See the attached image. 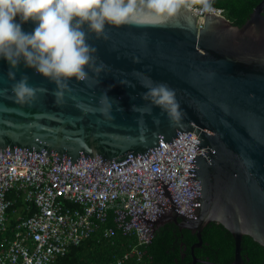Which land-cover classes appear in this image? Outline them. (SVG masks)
<instances>
[{"label": "water", "instance_id": "obj_1", "mask_svg": "<svg viewBox=\"0 0 264 264\" xmlns=\"http://www.w3.org/2000/svg\"><path fill=\"white\" fill-rule=\"evenodd\" d=\"M107 33V39L89 37L105 66L98 82L74 83L61 104L52 95L55 85L23 67L17 79L26 74L30 84L49 91L30 106L17 103L9 66L0 61L2 153L26 161L51 157L59 167L82 166L97 155L114 172L151 160L191 132L198 139L190 151L204 152L189 154L184 213L172 182L153 176L154 211L133 212V227H144L149 237L167 223L191 231L197 264L203 230L217 223L235 241L230 264H246L244 236L264 248V0L241 27L221 14L205 15L199 27L191 10L157 26L110 27ZM134 71L175 91L179 122L141 98L143 77ZM105 92L113 102L111 118L80 107L94 106ZM149 107L151 114L142 115Z\"/></svg>", "mask_w": 264, "mask_h": 264}, {"label": "built area", "instance_id": "obj_2", "mask_svg": "<svg viewBox=\"0 0 264 264\" xmlns=\"http://www.w3.org/2000/svg\"><path fill=\"white\" fill-rule=\"evenodd\" d=\"M212 8L211 12H203L195 6L199 27L205 15H223V10ZM196 139L188 132L151 160L114 172L100 163L97 155L82 166L59 167L51 157L26 161L4 155L0 149V230L6 227L8 211L16 203L9 198L10 193L23 198L28 204L27 212L33 211L18 223L14 237L5 240L0 264H54L71 247L90 238L98 223L106 222L111 212L116 229H107L106 237L113 236L116 230L135 236L139 246L151 244L155 234L149 237L144 227H133V212L152 214L157 193L150 183L153 176H158L172 182L178 209L184 213L189 154L198 156L204 152L190 151ZM135 252L136 249L132 253ZM129 256L126 254L117 264Z\"/></svg>", "mask_w": 264, "mask_h": 264}, {"label": "clouds", "instance_id": "obj_3", "mask_svg": "<svg viewBox=\"0 0 264 264\" xmlns=\"http://www.w3.org/2000/svg\"><path fill=\"white\" fill-rule=\"evenodd\" d=\"M199 5L211 12L212 0H0V61L9 66L8 78L16 102L32 105L49 90L33 86L21 67L34 71L55 85L57 104L66 101L74 83L97 81L105 66L98 63L97 49L89 37L107 39L108 28L157 26ZM30 28L26 27L29 26ZM146 91L142 99L158 107L172 122L182 119L175 91L134 71ZM134 86L131 81H122ZM81 108L111 118L112 98L102 93L94 106ZM119 110V109H117ZM137 110V109H134ZM141 114H151V108Z\"/></svg>", "mask_w": 264, "mask_h": 264}, {"label": "trees", "instance_id": "obj_4", "mask_svg": "<svg viewBox=\"0 0 264 264\" xmlns=\"http://www.w3.org/2000/svg\"><path fill=\"white\" fill-rule=\"evenodd\" d=\"M262 1L212 0V5L223 10V15L233 25L241 27ZM9 198H14L16 203L8 211L6 227L0 230V253L6 249L5 240L14 237L18 223L33 213L27 212L28 204L23 198H16L13 193L9 194ZM32 209L35 208L32 206ZM16 211H21V216L16 215ZM107 229H116L112 212L106 222L98 223V229L90 238L71 247L54 264H117L126 254L130 256L122 264H193L191 246L197 242V237L191 231L181 232L174 223L160 226L152 243L144 246L138 245L135 236L116 230L113 236L106 237ZM202 238L203 246L195 250L197 258L218 264H230L234 260L235 241L222 225L210 223L203 230ZM134 249L136 252L133 254ZM242 256L246 264H264V248L249 236L243 237Z\"/></svg>", "mask_w": 264, "mask_h": 264}, {"label": "flooded vegetation", "instance_id": "obj_5", "mask_svg": "<svg viewBox=\"0 0 264 264\" xmlns=\"http://www.w3.org/2000/svg\"><path fill=\"white\" fill-rule=\"evenodd\" d=\"M179 230H180L181 232H183V231L186 230V229H183V230L179 229ZM186 231H189V230H186ZM189 232H190V231H189ZM198 260H200V261L198 262V263H200V264H203L201 261H205V262L207 261V260H201V259H199V258H198ZM207 262H209V261H207ZM198 263H197V264H198ZM210 263H212V262H210Z\"/></svg>", "mask_w": 264, "mask_h": 264}, {"label": "crops", "instance_id": "obj_6", "mask_svg": "<svg viewBox=\"0 0 264 264\" xmlns=\"http://www.w3.org/2000/svg\"><path fill=\"white\" fill-rule=\"evenodd\" d=\"M16 215H19V216H21V213L19 214V212L17 211V212H16ZM20 218H21V217H20Z\"/></svg>", "mask_w": 264, "mask_h": 264}, {"label": "rangeland", "instance_id": "obj_7", "mask_svg": "<svg viewBox=\"0 0 264 264\" xmlns=\"http://www.w3.org/2000/svg\"><path fill=\"white\" fill-rule=\"evenodd\" d=\"M21 213V211H19V214Z\"/></svg>", "mask_w": 264, "mask_h": 264}]
</instances>
